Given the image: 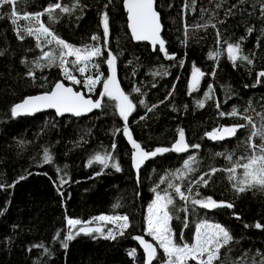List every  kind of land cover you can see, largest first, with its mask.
Masks as SVG:
<instances>
[{"label":"trees","instance_id":"16d2710c","mask_svg":"<svg viewBox=\"0 0 264 264\" xmlns=\"http://www.w3.org/2000/svg\"><path fill=\"white\" fill-rule=\"evenodd\" d=\"M56 2L71 7L75 0H20L16 7L21 14L34 13ZM122 3L123 0H79L80 7L70 14H58L52 28L77 47L101 46L103 55L93 58L92 63L100 65L102 80L109 75L104 62L107 51L117 57V79L136 104L128 127L142 147L170 148L180 128L190 144L201 147L184 154L158 155L146 161L138 174L132 162L134 149L123 134L125 122L115 108V101L105 97L106 107L83 116L59 117L47 110L13 117L11 108L23 97L48 91L58 80L68 85L71 82L64 78L60 67L46 66L34 37L21 33L25 38H19L17 26L11 22V6H3L0 8V264H146V254L134 239L136 236H143L157 247L158 259L153 264H162L163 250L146 232L147 208L155 194L152 189L163 193L170 174L182 168L183 160L189 155L197 157V164L193 165L197 170L176 183L186 189L190 181L203 173L220 169L211 177L208 187H199V191L202 196L231 202L234 207L194 206L193 211L190 206L185 212L181 210L185 202L174 197V218L170 223L177 242L191 239L196 224L206 219L226 226L234 237L221 250V260L216 264L259 261L264 255V228L257 229L254 225L256 222L264 225V192L252 190L238 194L223 171L231 164L225 156L216 155L234 153V160L246 155L248 149L243 141L251 126L238 131L236 138L223 141H212L205 134L220 126L246 123L239 117L220 115L233 108L240 113L249 109L247 114L260 123L257 114L264 113V77L259 76L264 71V15L261 14L264 0H156L162 18L161 35L174 59L165 58L159 46L154 50L146 42L132 40ZM104 12L109 14L110 28L106 48L101 24ZM42 20L51 23L47 16ZM18 23L23 27L28 22ZM248 28L253 29L250 34ZM93 35L101 36V40H92ZM225 42L239 43L240 54L248 56L252 63L238 59L233 64ZM54 46L42 47L49 51ZM210 52L219 55L210 59ZM37 62L40 68L36 67ZM193 65L205 73L196 91L188 87ZM30 71L34 72V78L28 75ZM96 71L90 68L82 75L74 70L73 74L83 80L87 75L95 76ZM72 86L93 99L103 90L102 83L92 93L82 84ZM210 87L212 92L206 99ZM134 88L140 91L135 92ZM141 100L147 107L139 103ZM198 101H204V107H199ZM45 149L52 156L49 163L44 162ZM97 153H111L121 171L111 166L104 168L95 161L89 166V159ZM61 179L66 183L61 184ZM116 204L120 206L114 208ZM101 214H127L131 226L123 235L117 230L115 239H106L100 233L80 234L67 242V248L63 247L68 232L67 218L88 221ZM99 224L104 230L110 227L104 222ZM181 232L184 241L179 240ZM133 250L135 256L130 255Z\"/></svg>","mask_w":264,"mask_h":264},{"label":"snow or ice","instance_id":"6c2138e0","mask_svg":"<svg viewBox=\"0 0 264 264\" xmlns=\"http://www.w3.org/2000/svg\"><path fill=\"white\" fill-rule=\"evenodd\" d=\"M19 2L20 0H0V8H3L5 5L11 6L10 18L12 24L17 26V35L19 38H25L21 33L34 37L36 40V47L41 48L42 51L41 59L47 61L46 66L60 67L64 78L70 81L71 85L82 84L83 88L87 89L88 93H92L95 91L97 85L102 83L103 90L99 92V98L92 99L91 96L86 95L85 92L78 91L74 89V87L66 85L63 81H57L50 90L40 95L28 96L24 98L22 102L15 104L11 108V115L13 117L31 115L45 109H54L57 115L61 116L66 113L74 116H81L94 109L106 107L107 105L103 103L105 97L109 101H115V108L119 116L125 122L123 134L127 137L134 149L132 153V162L138 174L142 165L151 158L169 152H175L177 154L187 153L190 149H199L201 147L199 144H190L186 140L183 128L177 130L178 138L172 143L170 148L157 147L154 150H146L140 143L133 139L127 122L129 116L135 110L136 104H134L129 95L122 90L117 80V57L113 55L110 50L107 51V59L104 62L108 65L109 75L102 80L104 74L99 71L100 65L98 63H92L93 58H99L103 55L101 46L97 44L77 47L62 39L52 28V23L57 21L58 14H70L76 8L80 7L79 0H75V3L71 7L56 2L49 4L43 11L34 13L24 12L23 14L17 10L16 5ZM219 6L218 4L217 7ZM105 7H107V5ZM124 7L127 11L128 28L131 30L132 38L137 41H149L153 45L154 50L155 46L158 45L159 51L164 53L165 58L174 59V56L168 54L165 47V40L161 37L162 24L160 13L157 11L156 0H124ZM261 14L264 15V3L261 5ZM44 16H47L51 23L46 24L42 20ZM21 20L27 21L28 23L21 27L18 23ZM101 24L103 28L104 47L106 48L110 35L109 14L107 12L102 13ZM202 27H207V25H203ZM212 27H215V25L213 24ZM252 31V28H248L249 34ZM219 38L220 33L217 31L218 42ZM91 39L99 42L101 36L93 35ZM225 43L227 44L228 58L233 64H235L238 59L247 61L249 64L252 63V60L248 56L240 54L242 50L239 43ZM50 45H55L56 47L51 51L43 50L42 46ZM218 55L219 53L210 52L209 58L214 59ZM69 57L73 59L69 60ZM181 63H183V61H181ZM69 65H71V67ZM36 67L40 68L41 64L37 62ZM90 68L97 70L95 76L87 75L81 80L73 74L75 70L83 75L88 72ZM155 74L159 75V73ZM28 75L34 78L35 74L30 71ZM204 75V72L193 65L191 82L188 85L190 91L198 90L201 78ZM259 76L264 77V71L260 72ZM133 91L139 92L140 89L134 88ZM211 92L212 89L210 87L209 92L205 93L206 99L210 98ZM139 103L147 107L143 100L139 101ZM197 104L201 108L204 107V101H198ZM152 107L154 108L156 106L153 105ZM217 107H219V105H217ZM249 107H251V105H249ZM148 111H152V108H148ZM248 111L249 109H245L244 113H240L238 109L233 108L229 113L221 112V116L239 117L246 123L220 126L205 134L212 141H223L226 138H236L238 131L247 129L251 126V131L243 141L244 146L248 149L246 155H242L240 159L234 160V153L216 154L225 156L231 164L230 167L223 169V171L228 174V179L232 183L233 189L238 194L252 190L264 192V113L257 114L260 118V123L257 124L254 118L247 114ZM141 119H144V117H141ZM257 140H259V143L256 142ZM115 147L116 145L113 144L112 148L115 149ZM51 161L52 156L49 155L48 150L45 149L44 162L49 163ZM94 161L101 164L104 168L111 166L117 172L121 171L120 164L115 161L111 153H105L104 155L97 153L89 159V166H91ZM109 161L113 162L109 164ZM194 164H197L196 156L189 155L184 159L183 167L176 169L170 174V180L167 184V188L163 191V195L160 191H157L156 188L152 189V192L155 193V198L152 199L151 203L148 205L146 232L148 236L152 237V239L157 242L159 248L163 250L165 259L162 264H189V261H195L196 264H216L217 261L221 260V250L228 247L234 240L233 235L226 226L220 223H209L208 220L205 219L196 224L194 237L191 243L177 242V234L173 232L170 223L174 218V197H179L181 201L185 202V207L181 209L185 212L189 210L190 206L193 211L195 210L194 206H199L202 209H219L223 207L231 209L234 207L231 202L217 201L212 196H202L199 191V187H208L211 177L220 169L212 168L209 172L203 173L194 181H190L186 189L182 188L180 183L173 182L186 180L190 175L196 172L197 169L193 167ZM99 174L100 173H97V175ZM20 179H24V177ZM163 182L162 180L161 183ZM63 183H66V181L61 179V184ZM168 189H171L172 192L170 193ZM119 206V204H116L113 207L118 208ZM175 218L178 219L179 217L176 216ZM237 219H239L238 216ZM94 221L114 225L119 235H123L131 226L127 214H102L88 221L67 218L68 232L64 237L63 247L67 248V242L73 240L81 233L85 235H91L92 233L104 234V229L102 227H89ZM77 226L80 227L77 229ZM184 226L187 227V223H185ZM245 227H249V225L246 224ZM254 227L262 229L264 225L256 222ZM56 235L59 237L60 233L58 232ZM116 235V231L109 229L105 238L115 239ZM178 236L180 241H184L182 232L179 233ZM134 239L139 241V244L144 249L146 264H153V261L158 259L157 247L146 241L143 236H136ZM130 255L135 256V250H133ZM258 255L261 254L258 253ZM238 264H244L243 260L238 262ZM251 264H264V255H261L259 261L253 259Z\"/></svg>","mask_w":264,"mask_h":264},{"label":"water","instance_id":"95a60500","mask_svg":"<svg viewBox=\"0 0 264 264\" xmlns=\"http://www.w3.org/2000/svg\"><path fill=\"white\" fill-rule=\"evenodd\" d=\"M122 6H123V10H124V12L126 13V25H127V29H128V31H129V34H130V36H131V38H132V35H131V30L128 28V18H127V11H126V9H125V7H124V0H123V3H122ZM158 11V10H157ZM160 20H161V18H160ZM161 24H162V22H161ZM162 29H163V26H162ZM161 33H162V31H161ZM161 37H162V35H161ZM132 40L133 41H135V42H138L137 40H135V39H133L132 38ZM143 42H146V43H148L150 46H151V48L152 49H154L153 48V45L149 42V41H143ZM156 46H158V45H156ZM155 46V47H156ZM118 80V79H117ZM58 81H61V80H58ZM57 82V81H56ZM55 82V83H56ZM54 83V84H55ZM54 84L52 85V87L54 86ZM66 85H68V84H66ZM68 86H72V85H68ZM51 87V88H52ZM73 87V86H72ZM50 88V89H51ZM49 89V90H50ZM75 89V88H74ZM77 90V89H76ZM78 91H82V92H84L83 90H78ZM43 92H45V91H41V92H37V93H35V94H31V95H27V96H25V97H23L20 101H18L17 103H20V102H22V100L24 99V98H26V97H28V96H35V95H40V94H42ZM92 98V97H91ZM97 98H99V96L97 97ZM96 98V99H97ZM93 99V98H92ZM17 103H15V104H17ZM47 110H52V111H54V113L57 115V113L55 112V110L54 109H45V110H42V111H39V112H44V111H47ZM95 110H98V109H94L93 111H95ZM93 111H91V112H93ZM91 112H89V113H91ZM36 113H38V112H36ZM36 113H34V114H36ZM89 113H86V114H84V115H87V114H89ZM34 114H31V115H34ZM64 115H72V114H69V113H66V114H64ZM64 115H62V116H64ZM21 116H26V115H21ZM57 116H59V117H61V115H57ZM72 116H74V115H72ZM81 116H83V115H81ZM178 138V134H177V136H176V139ZM175 139V140H176ZM226 139H230V138H226ZM225 139V140H226ZM187 140V139H186ZM89 227H102L103 228V226L102 225H100V224H90L89 225ZM81 234H83V233H81Z\"/></svg>","mask_w":264,"mask_h":264},{"label":"rangeland","instance_id":"374dc122","mask_svg":"<svg viewBox=\"0 0 264 264\" xmlns=\"http://www.w3.org/2000/svg\"><path fill=\"white\" fill-rule=\"evenodd\" d=\"M55 48V46L53 47V48H51L49 51H51V50H53ZM44 62H47V61H45V60H43ZM86 91H87V89H86ZM175 183H176V181H174ZM168 191L171 193V190H169L168 189ZM162 195H163V193H161ZM155 198V194H154V196H153V199ZM152 201V200H151ZM151 203V202H150ZM149 203V204H150ZM148 209V208H147ZM147 214H148V212H147ZM147 214H146V217H147ZM102 215V214H101ZM106 215H113V214H106ZM99 216V215H98ZM95 222V221H94ZM100 222H95V224H99ZM105 223V222H104ZM209 223H212V222H209ZM80 226H77V229L79 228ZM109 229H113L114 231H116L117 232V229L115 228V226L114 225H112V224H110V227H108V229H106V230H104V234L103 235H106L107 234V232H108V230ZM73 231H75V230H73ZM193 237H194V234L192 235V237H191V239H186L184 242H189V243H191L192 242V240H193ZM151 243V242H150Z\"/></svg>","mask_w":264,"mask_h":264},{"label":"bare ground","instance_id":"6f19581e","mask_svg":"<svg viewBox=\"0 0 264 264\" xmlns=\"http://www.w3.org/2000/svg\"><path fill=\"white\" fill-rule=\"evenodd\" d=\"M161 14V13H160ZM162 19V18H161ZM184 154V153H183Z\"/></svg>","mask_w":264,"mask_h":264}]
</instances>
